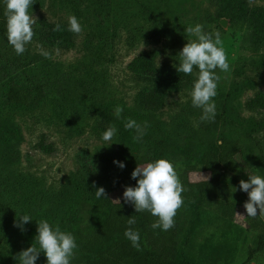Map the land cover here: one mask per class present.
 <instances>
[{"label": "rangeland", "instance_id": "374dc122", "mask_svg": "<svg viewBox=\"0 0 264 264\" xmlns=\"http://www.w3.org/2000/svg\"><path fill=\"white\" fill-rule=\"evenodd\" d=\"M255 8L264 10V0H34L29 8L37 19L34 35L17 55L7 41L6 5L0 0V202L8 206L0 212V264H20L22 250L39 248L35 236L41 220L65 233L96 232L110 208L96 206V188L103 187L112 201H119L132 171L158 160L153 155L157 140L171 148L166 157L182 184L188 165L196 168L188 172L190 181L209 178L200 169V156L222 138L236 140L241 148L222 171L223 183L237 200L235 215L219 221L214 210L183 200L174 217L172 257L200 263L220 246L229 264H264V247L248 260L261 229L249 225L244 208L249 197L239 187L248 174L264 178V110L245 106L257 93L264 95V19L253 16ZM70 16L82 27L71 47L41 40L40 19L69 27ZM197 24L205 33L219 32L230 66L228 72L215 70L221 79L213 97V122H201L202 110L191 102L198 69L190 75L177 71L179 52L194 39L185 29ZM150 51L156 52L155 65L172 69V77L181 82L157 110L141 109L135 98L158 81L127 68L136 55ZM12 83L26 90L42 83L43 97L34 106L9 103L6 93ZM118 106L123 109L119 118ZM128 119L141 126L147 122L142 140L134 141L135 130L125 129ZM109 127L117 131L114 142L105 146L102 134ZM41 141L53 150L42 151ZM23 215L31 220L22 231L15 222ZM258 215L264 233V215ZM75 243L71 259L79 251ZM45 262L41 251L36 264Z\"/></svg>", "mask_w": 264, "mask_h": 264}, {"label": "trees", "instance_id": "16d2710c", "mask_svg": "<svg viewBox=\"0 0 264 264\" xmlns=\"http://www.w3.org/2000/svg\"><path fill=\"white\" fill-rule=\"evenodd\" d=\"M242 12L247 8L240 4ZM253 16L257 19H264V10L255 8ZM56 23H50L45 19L39 20L37 31L40 33L41 40L46 44L71 47L74 43V33L68 31V26L59 24L62 31H53ZM155 51L142 52L136 55L128 63V70L141 78L156 79L157 85L140 90L136 95V103L143 110H157L164 101L168 91L178 90L181 82L173 78L171 70L167 67H157L155 65ZM44 94V85L36 84L32 90H26L16 83L9 85L6 100L12 104L23 106L37 105ZM246 108L250 111L259 109L264 110V95L257 93L247 100ZM219 142L210 144L200 156V169L209 172V178L197 182H192L188 178V172L196 168L188 165L181 174L182 186L185 191L181 196L189 205L196 208H210L215 211L217 219L223 220L232 218L236 211V199L232 197L223 183V165L231 162L241 154V148L236 140L222 138ZM38 147L48 153L53 150L52 145L44 144L42 141ZM156 151L153 153L157 159H167L166 153L171 151L163 139L155 142ZM137 180L128 178L121 186L122 196L119 201L100 198L96 200L98 208H109V214L105 217L97 231L84 235L78 229L70 230L75 242L79 244V251L75 258L70 259V264H219L221 259L223 264H229L230 260L223 257L224 250L217 246L210 250L200 263L190 261H180L173 259V246L175 244V224L168 231L161 229L153 230L151 224L158 218L150 212H136L132 204L124 203L123 192L127 186L135 187ZM8 206L0 202V212H7ZM134 217L136 223L131 227L139 232L140 250L135 249L131 242L125 237L126 228L129 227L127 220ZM252 228L259 227L261 231L256 238V245L249 249L248 260L253 253L260 251L264 247L263 222L259 215L255 218L246 217ZM224 221V220H223ZM145 240V241H144ZM44 264H47L45 262Z\"/></svg>", "mask_w": 264, "mask_h": 264}, {"label": "clouds", "instance_id": "9594fccd", "mask_svg": "<svg viewBox=\"0 0 264 264\" xmlns=\"http://www.w3.org/2000/svg\"><path fill=\"white\" fill-rule=\"evenodd\" d=\"M6 5V27L7 41L13 46L17 55H21L26 50V45L32 41L34 32L33 25L36 18L29 13L34 0H4ZM68 31L80 34L82 27L75 16L68 18ZM59 24H56L53 31H62ZM186 34L194 39L187 40L179 52L180 61L177 71L184 74H192L194 67L198 69L197 79L194 81L193 89L190 93L192 105L202 110L201 122H213L216 116V105L213 97L217 94V82L221 77L216 74V69L228 72L230 66L228 58L222 46L219 32L215 34L205 33L200 24L185 29ZM213 35L215 39L213 40ZM143 48V47H142ZM41 54L50 58L47 51L42 50ZM159 67V65H158ZM123 109L116 107L115 115L121 116ZM147 122L141 126L133 119H128L125 129L135 130L134 141L142 140L147 128ZM115 127H109L102 134L105 146H110L116 134ZM222 143V142H218ZM120 168H124L123 162L114 161ZM248 180L239 182L240 190L248 194L249 199L244 203L246 215L255 218L258 214L264 215V178L259 175H249ZM131 177L137 180L135 187L127 186L123 192L124 203L132 204L136 212L148 211L158 219L151 224V228L168 231L174 227V217L177 210L182 206V192L185 191L178 178L174 166L167 159L160 158L155 162H149L145 166H137L131 173ZM95 188V182H93ZM97 199H109L103 187L96 188ZM31 217L23 215L15 222V226L24 230V224L29 222ZM136 223L134 217L127 220L128 228L125 230V237L132 246L140 250V235L131 226ZM35 240L39 245L37 248L31 245L19 253L20 264H36V261L43 251L46 255L47 264H70V259L74 256V249L77 247L74 237L70 233L55 229L47 220L37 223V235Z\"/></svg>", "mask_w": 264, "mask_h": 264}, {"label": "water", "instance_id": "95a60500", "mask_svg": "<svg viewBox=\"0 0 264 264\" xmlns=\"http://www.w3.org/2000/svg\"><path fill=\"white\" fill-rule=\"evenodd\" d=\"M221 24H224L223 20L221 21Z\"/></svg>", "mask_w": 264, "mask_h": 264}]
</instances>
